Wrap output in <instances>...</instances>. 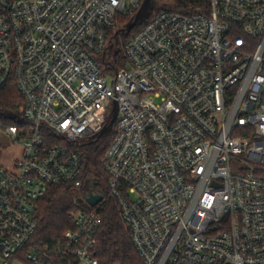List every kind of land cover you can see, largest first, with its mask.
Returning a JSON list of instances; mask_svg holds the SVG:
<instances>
[{
    "label": "built area",
    "instance_id": "2783aa9c",
    "mask_svg": "<svg viewBox=\"0 0 264 264\" xmlns=\"http://www.w3.org/2000/svg\"><path fill=\"white\" fill-rule=\"evenodd\" d=\"M141 1L0 0V91L18 87L26 123L7 131L21 157L0 164V264H98L111 199L143 264H264V0L156 13L105 71L119 16ZM115 104L103 194L75 148ZM61 184L88 208L45 243L38 205Z\"/></svg>",
    "mask_w": 264,
    "mask_h": 264
},
{
    "label": "trees",
    "instance_id": "16d2710c",
    "mask_svg": "<svg viewBox=\"0 0 264 264\" xmlns=\"http://www.w3.org/2000/svg\"><path fill=\"white\" fill-rule=\"evenodd\" d=\"M145 0L141 1V6ZM167 0H156L157 6L150 11L149 16L139 23L131 33H123L133 23L134 15L122 14L118 19V29L111 32V47L109 53L102 58L105 71L125 67L126 63L120 52V39H127L138 32L156 13L161 11H184L193 6L208 8L209 0H169L174 3V9H159V5ZM110 66V67H109ZM24 99L15 84L8 85L0 91V130L14 126L24 127ZM111 123V122H110ZM109 123V124H110ZM116 135V123L104 134L91 141L80 143L76 150L83 158L84 172L90 178L105 181L108 176L102 170V159ZM2 152L0 150V159ZM97 190H99L97 188ZM104 194V192H102ZM36 239L45 243L62 242L65 233L73 228L69 214L79 209H87V204L80 198L70 185L51 187L48 194L39 202ZM102 224L98 231L95 257L98 264H143L132 239L128 225L122 220L118 202L111 199L102 211Z\"/></svg>",
    "mask_w": 264,
    "mask_h": 264
},
{
    "label": "rangeland",
    "instance_id": "374dc122",
    "mask_svg": "<svg viewBox=\"0 0 264 264\" xmlns=\"http://www.w3.org/2000/svg\"><path fill=\"white\" fill-rule=\"evenodd\" d=\"M159 9H174V3L167 0L166 2H163L159 5ZM126 39H123L122 42H125ZM7 129L0 130V148L4 150L3 157L0 159V164L4 166H9L10 163L13 161H17L22 154V147L20 144H17L12 141V139L8 136ZM101 182V185H99L97 188L100 192H103V184H105V180L103 179Z\"/></svg>",
    "mask_w": 264,
    "mask_h": 264
},
{
    "label": "water",
    "instance_id": "95a60500",
    "mask_svg": "<svg viewBox=\"0 0 264 264\" xmlns=\"http://www.w3.org/2000/svg\"><path fill=\"white\" fill-rule=\"evenodd\" d=\"M157 6L156 0H145L143 5L141 6V9L137 13L133 23H131L126 30L123 31V33H131L132 30L141 22H143L150 14V11ZM118 116V110H117V105H114V110H113V116L111 123L105 127L103 132L101 134H104L106 131H108L115 123L116 119ZM92 190H94V187H92ZM102 196L101 195H94L91 193H87V202L91 206H96L99 202L102 201Z\"/></svg>",
    "mask_w": 264,
    "mask_h": 264
},
{
    "label": "crops",
    "instance_id": "0c3cea01",
    "mask_svg": "<svg viewBox=\"0 0 264 264\" xmlns=\"http://www.w3.org/2000/svg\"><path fill=\"white\" fill-rule=\"evenodd\" d=\"M0 150L3 152V154H4V150L2 149V148H0ZM3 154H2V157H3ZM1 157V158H2ZM15 163H16V161H13L12 160V162L10 163V165L9 166H5L6 168H9V169H13L14 168V166H15ZM4 166V165H3Z\"/></svg>",
    "mask_w": 264,
    "mask_h": 264
}]
</instances>
